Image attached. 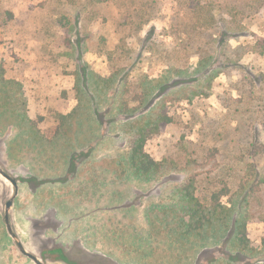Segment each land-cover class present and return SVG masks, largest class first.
I'll return each instance as SVG.
<instances>
[{
  "label": "rangeland",
  "instance_id": "rangeland-1",
  "mask_svg": "<svg viewBox=\"0 0 264 264\" xmlns=\"http://www.w3.org/2000/svg\"><path fill=\"white\" fill-rule=\"evenodd\" d=\"M152 1V20L138 39H132L123 36L126 29L110 20L103 22L100 17H109L111 9L115 15L119 14L134 2L146 11L145 0H129L126 6L119 3L112 8L100 5L97 21L90 12L94 6L87 5V0H0V65L5 69L6 78L21 84L28 117L46 136L52 137L57 132L62 115H72L67 129L63 130L68 139L62 141L73 143L67 146V151L93 149L96 161L129 151L135 135L134 122L152 120L157 113L155 108H150L146 110L148 116L138 112L126 120L113 107L111 116L117 123L110 129L99 125L93 108L108 109L114 99V89L103 90L100 108L98 104L93 106L89 97L79 93L78 65L102 79H110L117 69L134 64L127 81L132 96L141 95L140 87L146 80L172 81L166 94L163 96L160 92L156 99L158 105L166 103L171 122L163 125L145 144L146 153L157 162L167 163L168 169L154 183L133 181L122 185L113 172L105 178L111 183L101 206L107 205L109 199L114 204L140 203V209L133 211L136 218L126 221L141 229L147 225L143 215L145 207L164 201L172 188L190 177L196 176L205 196L208 191L221 190L226 185L234 192L240 184L248 180L257 183V177L264 176V0ZM84 5L87 10L83 11L79 26L83 27L81 33L85 36H81L83 44L75 56L67 43V23L61 20V14L74 15ZM211 14L215 18L212 28L207 24ZM224 28L230 29L226 40L231 48L226 53L234 61L233 65L201 74H178L189 67L195 68L215 49L216 54V40L221 38ZM148 35L154 51H148L149 43H142ZM122 37L124 43L120 40ZM117 45L123 48L117 51ZM209 75L211 78L206 82L205 77ZM92 92L98 95L96 90ZM104 95L110 102L104 100ZM160 97L167 102L159 100ZM9 115H0V160L16 177L28 176V166L16 164L8 155V151H23L10 146L20 129ZM88 142L95 144L91 147ZM253 153L257 154V163L250 156ZM255 166L258 174L254 173ZM202 187H206L205 193ZM256 188L252 218L247 227L248 238L256 250L250 260L264 264V184ZM26 190L23 195H28ZM13 194L11 183L0 175L1 214ZM224 203L229 205L228 198H224ZM18 211L21 226L28 227L23 222V210ZM28 244L34 249L42 246L35 239ZM214 251L200 254L199 263L215 255ZM186 262L188 259L182 264Z\"/></svg>",
  "mask_w": 264,
  "mask_h": 264
},
{
  "label": "trees",
  "instance_id": "trees-1",
  "mask_svg": "<svg viewBox=\"0 0 264 264\" xmlns=\"http://www.w3.org/2000/svg\"><path fill=\"white\" fill-rule=\"evenodd\" d=\"M128 1L87 0V5L94 6L90 12L97 21L98 6L111 5L112 8L119 3L126 6ZM134 3L127 5V8L119 14L115 15L111 9L109 17L104 15L100 18L103 22L110 20L117 27L126 29L123 35L125 38L138 39L153 18L151 12L154 13V10L152 11L154 1L145 0L143 5L147 7L146 11L138 2ZM87 5L74 15L67 12L61 14V20L67 23L66 40L75 56L79 54L80 46L83 44L81 36H85L81 33L83 27L79 26V22L83 11L87 10ZM214 19V15L211 14L207 22L211 25L210 28L213 26ZM223 30L221 38L216 40L218 45L216 54L215 49L213 54L201 59L195 68L189 67L179 71L178 74H201L207 70L215 71L217 68H223L222 66L233 65L234 61L226 53L231 48L228 46L229 41L226 40V37L230 35V29ZM150 35L142 43L145 45L149 43ZM124 37L120 39L122 43H124ZM149 45L152 49L149 48L148 51H154L153 43ZM121 48L123 45H117L116 50ZM141 55L142 53L139 54L140 58ZM133 65L117 69L110 79H102L89 71L87 67L82 68L78 65L79 93L81 96L89 97L93 106L98 104L97 107L100 108L99 100L103 90L114 89V99L111 102L104 95V100L111 103L108 109L100 111L93 108V114L99 125L110 129L117 123L118 120L111 116L114 112L113 107H117L119 114L126 120L138 112L146 117L148 116L146 110L150 108H155L157 112L152 120L148 118L138 124L134 122L135 135L129 151L117 153L113 157L105 156L99 161H96V151H92L93 149L67 151V146H73V143L69 144L67 140L62 141L63 138L68 139V134L63 130L67 129V121L72 115L61 116L62 122L52 137L40 131L28 117L27 101L21 84L6 78L5 69L0 65V115L11 114L9 116L16 120L20 131L15 135L10 146L23 150L8 151V155L16 164H24L30 168L31 175L28 177L31 180L30 183L40 184L39 188L29 195L39 196L48 189L55 192L58 185L66 187L75 180L86 183V187L82 186L77 193H68L74 197V200H77V196L85 199L92 196L96 200L95 207L85 206L84 202L79 201L78 205L85 206V209L80 211L77 218L89 226L90 230L89 228L87 230L91 231L94 247L100 246V252L120 263L182 264L188 259V262L184 264H258L250 260L256 250L248 238L247 227L252 218V201L257 191L256 186L264 184V176H258L257 183L248 180L240 184L234 192L226 185L221 190L208 191L205 196L200 191L196 176L190 177L182 185L172 188L167 199L145 207L143 215L147 224L146 229L126 221L136 218L133 213L136 209L133 202L114 204V200L109 199L107 205L101 206L103 198L109 194L106 188L111 182L108 184L105 180L107 173H115L116 181L122 185H128L133 181L154 183L169 166L165 162H157L146 153L145 144L150 137L159 133L163 125L171 122L166 103L158 105L156 99L157 94L164 93L172 81L165 79L163 83L158 81L156 83L154 80L149 82L146 80L140 87L141 95L132 96L127 81L133 71ZM119 76L121 77L118 79ZM210 78V75L205 77L206 82ZM92 89L98 92L97 96ZM162 98L160 97L159 100ZM75 116L78 117L77 114ZM76 136L77 132L74 137ZM88 144L92 147L95 143L88 142ZM250 156L253 163H257V154L253 153ZM254 173L258 174L257 166ZM205 188L202 187V192L206 190ZM224 198H228L229 205L224 203ZM262 246L264 248V240ZM208 250H215L216 254L208 257L204 263H199V255L204 256L203 254Z\"/></svg>",
  "mask_w": 264,
  "mask_h": 264
},
{
  "label": "flooded vegetation",
  "instance_id": "flooded-vegetation-1",
  "mask_svg": "<svg viewBox=\"0 0 264 264\" xmlns=\"http://www.w3.org/2000/svg\"><path fill=\"white\" fill-rule=\"evenodd\" d=\"M0 168L11 178L16 179L18 186L16 189L13 183L0 173L14 188L13 196L5 203L4 213H0V264H37L21 251L8 230L6 205L15 196L16 191L18 194L9 210L11 228L26 252L38 258L43 264H114V262L125 264L100 252V246L94 247L89 226L77 218L86 205L95 207L96 200L92 196L89 199L77 196V200H74V197L68 193H77L82 186L86 187V183L75 180L66 187L58 185L55 192L48 189L43 191V194L34 196L29 194L36 191L40 184L30 183L31 180L28 179L31 175L29 167V175L19 178L12 174L1 160ZM25 188L28 189V195L22 194ZM79 201L84 202L85 206H79ZM137 207L139 210L141 204L135 203L136 210ZM18 210H23L21 213L25 216L23 222L27 223L28 227L21 226L20 211ZM88 228L89 230H87ZM32 239L38 241L42 246L40 245L37 249L30 248L28 243Z\"/></svg>",
  "mask_w": 264,
  "mask_h": 264
},
{
  "label": "water",
  "instance_id": "water-1",
  "mask_svg": "<svg viewBox=\"0 0 264 264\" xmlns=\"http://www.w3.org/2000/svg\"><path fill=\"white\" fill-rule=\"evenodd\" d=\"M0 173L5 177L7 178L8 180H10L13 185L16 187L17 189V182H16V179L14 178H11L9 175H7L1 168H0ZM18 194V191H16L15 193V196L10 200L8 201L7 205H6V222H7V226H8V230L10 232V234L12 235V237L16 240L19 248L21 249V251L27 255L28 257L32 258L37 264H43L38 258H36L35 256L29 254L26 252V250L24 249V247L22 246L21 242L19 241V239L17 238V236L13 233V230L11 228V225H10V222H9V210L10 208L12 207V204H13V201H14V198L16 197V195Z\"/></svg>",
  "mask_w": 264,
  "mask_h": 264
}]
</instances>
